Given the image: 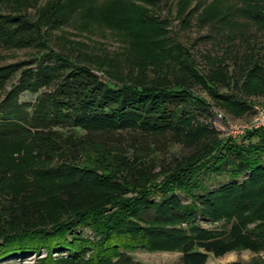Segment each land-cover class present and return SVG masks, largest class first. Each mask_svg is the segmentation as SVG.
<instances>
[{"label":"trees","instance_id":"1","mask_svg":"<svg viewBox=\"0 0 264 264\" xmlns=\"http://www.w3.org/2000/svg\"><path fill=\"white\" fill-rule=\"evenodd\" d=\"M105 1L123 11V15L108 14L104 19L106 26L161 54L177 66L184 79L200 85L212 98L227 103L237 112L245 111L243 104L236 103L233 97L214 93L212 84L217 82L216 76L208 72L206 76L199 75L185 51H180L170 38L165 39L164 28L168 24L165 20L157 22L145 17L143 10L128 11L124 7L148 0ZM190 2L181 0L177 13L183 14ZM216 2L219 1L210 0L203 5L195 2L193 12L198 10L200 22L222 28L233 25L235 22L229 19L238 17L255 30H264V0H224L226 7L214 5ZM187 14L181 16V24L186 23ZM21 19L14 15L0 16L1 44H13L14 33L25 30ZM35 36L38 38V34ZM251 52L249 49V55L243 59L248 68L245 76L250 80L242 85L247 94L256 90L255 80L264 78L260 58L250 56ZM41 57V63L32 69L17 64L0 68V141L31 134L48 141L45 145L48 156L41 162L52 159L55 163L36 171L39 180L61 184L67 195L91 190L105 197L103 206L90 205L77 210L41 230L22 226L23 212L18 211L20 219L14 221L19 214L0 206V262L27 258L39 251L45 257L37 259L36 264H77L82 258L81 264H131L128 254L135 250L176 252V264H206L207 256L217 259L232 252L247 251L251 255L261 252L264 257L263 132H245L237 142L229 138L217 140L205 126L195 122L191 107L201 109L204 114L208 109L181 87L183 80H173L168 88L126 84L109 89L88 74L87 69L73 66L49 52ZM45 88L47 93L43 91L36 96L34 103H18L19 95H33ZM59 127L69 130L61 132ZM128 128L151 139L183 135L196 151L186 162H177L171 172L155 174L161 178L158 183L148 179L153 176L150 175L121 186L115 180L116 175H122L128 167H137V161L129 162L103 142L75 137L74 129L84 131L85 135L97 132L106 137ZM137 164L141 165L138 172L144 173L147 165L139 161ZM129 193L131 197H126ZM177 196L186 202H179ZM231 218L233 222L221 233L202 231L195 226L197 221L226 223ZM180 224L186 225V231L175 227ZM82 231L89 236H83ZM63 253V258L52 261L51 254Z\"/></svg>","mask_w":264,"mask_h":264},{"label":"rangeland","instance_id":"2","mask_svg":"<svg viewBox=\"0 0 264 264\" xmlns=\"http://www.w3.org/2000/svg\"><path fill=\"white\" fill-rule=\"evenodd\" d=\"M148 1L135 2L131 4L133 8L123 6L128 11L143 10L145 17L153 18L157 22L165 20L168 23L164 28L165 39L170 38L180 51H185L188 60L199 75L206 76L207 72L213 73L217 81L212 84L213 92L223 94L224 97H233L236 103L243 104L244 112L235 111L227 103L212 98L213 95L210 96L200 85L184 79L183 74L177 72L176 65H172L161 54L145 47L142 42H134L125 34L106 26L104 19L109 16L108 14L123 15V11L105 0H0V16H19L26 26L25 30L14 33L13 44L0 42V68L17 64L22 68L29 66L32 69L35 64L41 63V56L49 52L59 56L63 61L70 62L73 66L87 69L88 74L109 89L126 84L134 87L166 85L165 87L168 88L173 84V80H183L181 87L186 88L191 98L199 100L208 109L204 114L201 113V109L196 110L191 107L195 122L205 126L217 140L229 138L237 142L244 132L230 134L225 131L223 125L228 123L238 129L252 121L251 109L254 106L264 110V78L255 80L256 90L250 94L242 88V85L250 81L245 76L248 68L243 61L249 55V49H252L250 56L254 54L260 58L258 62L264 69V30L257 31L238 17L229 19L235 22L233 25L222 28H212L210 27L212 25L200 22L198 10L193 12L196 7L195 2L203 5L210 0H191L183 10V14L188 13V18L185 20L186 23L182 24L180 22L183 14L177 13L181 9V0ZM218 1L216 2L218 4L214 5L227 6L222 2L224 0ZM35 34H38V38ZM169 44L171 43L167 45ZM14 77L15 75L10 82H13ZM208 86L210 87V84ZM43 91L47 93L48 90L45 88L33 95L23 93L17 97L18 103L27 105L34 103V98ZM216 115L219 116L218 119ZM194 124L192 122V125ZM59 130L64 132L69 128L59 127ZM74 131L75 137H82L83 141L89 139L90 142H103L112 150H118L129 162L134 160L147 165L144 173L138 172L141 165L136 162L137 167H128L121 173L122 175H116L115 180L121 186L126 182L131 183L132 180L137 179L139 181L142 177L150 175L153 176L148 179H155L158 183L161 178L160 176L156 178L155 174L160 172L163 175L171 172L177 162H186L196 151L194 146H191L192 143L188 144L185 141L183 135L151 139L144 133L140 134L129 128L115 131L106 137L97 132L85 135L84 131L75 129ZM47 143L48 141H41L32 134L26 138L0 141V206L8 209V212H17V214L20 213L18 211L23 212V216L20 214L14 216V221H18L21 216L22 226L32 230L52 226L63 218L75 214L77 210L87 209L90 205L103 206L102 200L105 197L101 195L102 193L91 190L71 192L67 195L60 187L61 184L39 180L36 171L40 172L46 166L55 163L52 159L50 162H41L48 156L45 152ZM36 158L40 162L36 161ZM131 195L132 193H129L126 197ZM177 198L181 203L186 202L182 197L177 196ZM51 200L52 203L49 202ZM233 220L234 218H231L226 223L223 220L216 223H205L202 220L197 221L195 226L202 231L221 233ZM175 227L183 232L186 231L185 224ZM82 233L85 237L89 236L86 231ZM50 256L53 261L58 257L63 258L65 254ZM128 256L131 264H176L178 254L135 250ZM26 257L17 260L8 259L0 264H36L37 259L39 261L45 257V253L39 251L33 256ZM83 261L84 258L81 262ZM260 261H264L261 252L251 255L246 251L232 252L217 259L207 256L206 264L232 262L246 264ZM81 262L79 260L77 264Z\"/></svg>","mask_w":264,"mask_h":264},{"label":"built area","instance_id":"3","mask_svg":"<svg viewBox=\"0 0 264 264\" xmlns=\"http://www.w3.org/2000/svg\"><path fill=\"white\" fill-rule=\"evenodd\" d=\"M252 121L249 123H246L247 125H242L240 128H233L228 123L224 124L225 131H227L230 134H241V132H251L258 130L260 132L264 133V110H261L257 106H254L252 109ZM216 119L219 118L218 115L215 116ZM233 130V131H232Z\"/></svg>","mask_w":264,"mask_h":264}]
</instances>
